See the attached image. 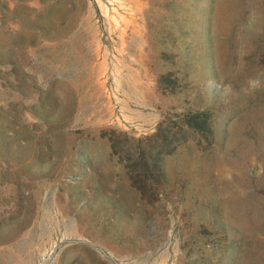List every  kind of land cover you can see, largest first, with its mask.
Segmentation results:
<instances>
[{
  "label": "rangeland",
  "instance_id": "rangeland-1",
  "mask_svg": "<svg viewBox=\"0 0 264 264\" xmlns=\"http://www.w3.org/2000/svg\"><path fill=\"white\" fill-rule=\"evenodd\" d=\"M0 264H264V0H0Z\"/></svg>",
  "mask_w": 264,
  "mask_h": 264
}]
</instances>
